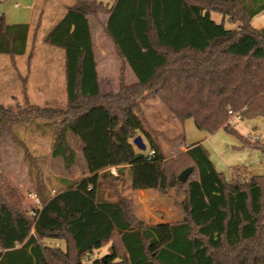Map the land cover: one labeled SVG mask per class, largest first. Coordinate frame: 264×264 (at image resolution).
<instances>
[{"label":"trees","instance_id":"obj_1","mask_svg":"<svg viewBox=\"0 0 264 264\" xmlns=\"http://www.w3.org/2000/svg\"><path fill=\"white\" fill-rule=\"evenodd\" d=\"M262 12L264 0H113L111 6L78 0L71 6L44 38L65 53L66 109L0 107V144L14 124L32 116L54 121L51 157L73 168L72 133L84 147L89 176L52 195L38 173L41 206L29 210L0 175V264H264V176L226 180L201 143L166 158L141 109L153 97L180 124L181 137L193 119L210 135L225 130L258 147L260 141H248L229 122L231 112L264 117V27L251 24ZM100 14L108 16L104 32L138 81L128 86L122 76L118 93L101 92L89 20ZM226 19L237 29H227ZM29 32V24L9 25L0 16V55L23 56ZM142 134L151 139L150 158L132 143ZM188 168L193 173L181 183ZM181 186L186 221L139 225L133 193ZM105 247L103 257L92 258Z\"/></svg>","mask_w":264,"mask_h":264},{"label":"rangeland","instance_id":"obj_2","mask_svg":"<svg viewBox=\"0 0 264 264\" xmlns=\"http://www.w3.org/2000/svg\"><path fill=\"white\" fill-rule=\"evenodd\" d=\"M78 0H0V16L4 15L10 25L31 24L28 49L32 53L28 58L0 55V107L14 112L27 110L30 104H36L45 109H66L67 83L65 74V53L61 49L52 48L44 43L45 36L63 18L65 10L75 5ZM111 6L112 0H99ZM16 5L18 7H16ZM34 9H27L28 6ZM106 14L98 18L90 17L93 28V46L98 64V75L102 93H118L122 76L128 86V66L119 58L115 47L105 40L104 32ZM217 23L223 22L220 14L212 13ZM31 21V20H30ZM227 29H237L238 24L224 21ZM256 23V21H255ZM108 38V37H107ZM111 42V41H110ZM112 43V42H111ZM33 56V57H32ZM32 83H28V78ZM32 86V90L31 87ZM142 116L149 135L153 141L160 144L166 158L173 159L186 152L188 147L201 143L210 154V159L216 170L224 175L226 180L232 178H250L264 176V117L245 118L233 126L248 141L250 135L257 136L258 147L246 146L244 142L220 130L214 135L197 128L193 119L185 121L184 137L182 129L172 118L169 111L156 98H148L141 102ZM56 122L42 120L34 116L13 125V135L7 136L0 144V175L20 192L22 205L25 209L37 208L32 195L36 193L35 180L41 172L42 177H51L52 183L47 184V191L61 190L59 184L53 185V179L60 176L78 181L89 176L82 143L68 133L69 145L76 153L75 165L66 169L61 158L51 157L54 145ZM142 137L146 150L137 152L150 154L151 139L145 134ZM138 137V136H137ZM30 171H33L32 179ZM115 170H113L114 172ZM115 173V172H114ZM53 190V191H52ZM184 186L168 191L158 196L156 201L149 203L147 197L135 203V193L132 199L135 203V216L140 226H151L166 222H182L187 220L188 209L185 201ZM52 194V193H51ZM129 195V191L124 193ZM138 197V196H137ZM44 245L65 248L64 243L47 241ZM107 248H103L92 258L103 257Z\"/></svg>","mask_w":264,"mask_h":264},{"label":"crops","instance_id":"obj_3","mask_svg":"<svg viewBox=\"0 0 264 264\" xmlns=\"http://www.w3.org/2000/svg\"><path fill=\"white\" fill-rule=\"evenodd\" d=\"M36 2H37V0H34V5H36ZM113 2V0L111 1V3ZM112 5V4H111ZM16 7H18L17 5H16ZM34 6H28L27 7V9H34L33 8ZM68 9L69 8H67L66 10H65V13L68 11ZM33 19L34 18H30V20L29 21H27L26 23L27 24H29L30 25V31H31V24H32V22H33ZM107 20H108V17H106V20H105V25H106V23H107ZM255 21H256V23H255ZM9 24V23H8ZM251 24H252V26L255 28V29H257V30H261L263 27H264V12H262L261 14H259V15H257V16H255L253 19H252V21H251ZM10 25V24H9ZM17 25V24H16ZM90 29H91V33L93 34V26H92V21L90 20ZM29 37H30V32H29ZM29 37H28V42H27V49H26V53L23 55V56H18L17 58H28V57H30L31 56V52L29 51V49H28V46H29ZM92 38H93V36H92ZM106 39L105 40H107L109 43H110V45L113 47V45H112V43L110 42V39L109 38H107V37H105ZM33 57V56H32ZM99 71V70H98ZM127 78H128V84L129 85H135V84H137V78H136V75H134V73L132 72V70L130 69V67H128V76H127ZM28 83H32V78L31 77H29L28 78ZM31 88V90L33 89L32 88V86L30 87ZM34 105H36V104H34ZM53 159H56V158H53ZM88 177V175L87 176H85V177H83L82 179H80V180H78V181H81V180H83L84 178H87ZM45 181H46V183L47 184H51L52 183V179H51V177H48V178H45ZM74 180H72V179H70V178H68V177H65V176H60L58 179H53V185H55V184H59V185H61V184H64V183H71V182H73ZM172 191H174V190H172ZM54 193H55V191H53L52 192V195H54ZM135 198H134V200H135V203L137 204V202L140 200H142V198L143 197H147L148 198V202L149 203H151L152 201H156L157 200V198H158V196H161L162 194H160V193H158L157 192V190H144V191H137V192H135ZM185 195V201H186V205H187V209H188V202H187V194L185 193L184 194ZM138 196V197H137ZM186 221V220H185ZM182 222H184V221H182ZM166 223H173V222H166ZM152 226V225H151ZM142 227H150V226H142Z\"/></svg>","mask_w":264,"mask_h":264},{"label":"built area","instance_id":"obj_4","mask_svg":"<svg viewBox=\"0 0 264 264\" xmlns=\"http://www.w3.org/2000/svg\"><path fill=\"white\" fill-rule=\"evenodd\" d=\"M242 120H243V118H242L241 113L231 112V119H230L229 123H230V125H232V127L238 125ZM249 139L251 140V142L259 141V138L257 136H253V135H250ZM153 154H154V152L151 151L148 157L150 158ZM32 198H34V200L36 201V204L38 205L37 208L40 207L41 206L40 198H38V196L36 194L32 195ZM37 215H38L37 210H33L32 216L36 217ZM32 234H35L34 230L32 231Z\"/></svg>","mask_w":264,"mask_h":264},{"label":"water","instance_id":"obj_5","mask_svg":"<svg viewBox=\"0 0 264 264\" xmlns=\"http://www.w3.org/2000/svg\"><path fill=\"white\" fill-rule=\"evenodd\" d=\"M134 145L136 146V148H138L141 151L146 150V145L143 142L142 137L138 136L136 137V139H134ZM262 149L264 150V146L262 147ZM193 173V169L192 168H188L186 169L179 177V181L181 183H186L187 180L189 179V177L191 176V174ZM103 260H105V257L103 258Z\"/></svg>","mask_w":264,"mask_h":264}]
</instances>
